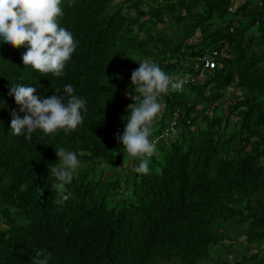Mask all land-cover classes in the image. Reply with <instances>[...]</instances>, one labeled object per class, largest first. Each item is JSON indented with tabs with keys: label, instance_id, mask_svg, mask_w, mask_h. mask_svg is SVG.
Here are the masks:
<instances>
[{
	"label": "trees",
	"instance_id": "1",
	"mask_svg": "<svg viewBox=\"0 0 264 264\" xmlns=\"http://www.w3.org/2000/svg\"><path fill=\"white\" fill-rule=\"evenodd\" d=\"M60 7L57 23L76 42L63 76L25 66L29 46L0 40L7 105L0 108V264L45 257L47 264H264V0H61ZM212 51L219 57L204 80L157 97L150 142L177 111L179 132L159 142L148 174L135 172L141 157L115 138L128 105L142 99L132 72L147 61L180 75ZM11 84L37 88L42 99L72 85L87 101L83 122L50 134L37 129L30 140L12 135L10 112L24 113ZM61 147L80 161L63 204L49 173Z\"/></svg>",
	"mask_w": 264,
	"mask_h": 264
},
{
	"label": "clouds",
	"instance_id": "2",
	"mask_svg": "<svg viewBox=\"0 0 264 264\" xmlns=\"http://www.w3.org/2000/svg\"><path fill=\"white\" fill-rule=\"evenodd\" d=\"M60 5L61 0H0V40L17 49L27 44L28 50L22 55L23 64L41 73H54L57 77L64 75L65 64L71 59L76 47L72 33L57 23V17L62 15ZM131 84L142 99L138 105H128V115L121 117L127 121L125 129L122 135L116 133L115 138L128 154L141 157L134 171L148 174L147 160L158 147L152 141L159 135L151 142L149 140L151 124L161 111L157 97L167 93L169 87L173 91L181 90L184 81H173L158 65L145 61L139 63V67L132 72ZM63 91L64 95H59L60 89H56L54 95L42 99L35 95L37 88L11 84L9 95L14 96L19 112L24 113L21 118L16 110L10 112L11 134H25L30 140L37 129L46 134L55 133L58 129H76L83 122L81 110L87 111V101L74 95L70 84L65 85ZM130 98L133 101L136 99L133 96ZM6 106L5 101H0V108ZM55 152L60 163L49 168V173L58 182L51 184V188L58 192L59 203L63 204L71 198V193L64 194L65 185L71 182L80 161L76 153L62 147L55 149ZM42 255L37 253L38 257ZM36 264H47V257L37 259Z\"/></svg>",
	"mask_w": 264,
	"mask_h": 264
},
{
	"label": "built area",
	"instance_id": "3",
	"mask_svg": "<svg viewBox=\"0 0 264 264\" xmlns=\"http://www.w3.org/2000/svg\"><path fill=\"white\" fill-rule=\"evenodd\" d=\"M255 1L258 2L259 5L262 3V0H255ZM228 11L232 13L233 7L232 6L229 7ZM218 57H219V53L217 51H212L203 54L202 56L197 58V63L193 65L192 69L190 70L188 69L180 75L169 76V77H171L173 81L183 80L184 86H186L187 84H195L197 82H200L204 80L215 69L216 63L214 60H216ZM169 89L171 88L169 87ZM179 116L180 113L178 111L174 113L171 122L167 125V127L163 130V132L152 141V143H154L156 147L161 140L172 138L178 135L179 132L178 126L180 124ZM144 158H149V157L144 156Z\"/></svg>",
	"mask_w": 264,
	"mask_h": 264
},
{
	"label": "rangeland",
	"instance_id": "4",
	"mask_svg": "<svg viewBox=\"0 0 264 264\" xmlns=\"http://www.w3.org/2000/svg\"><path fill=\"white\" fill-rule=\"evenodd\" d=\"M234 94H237V91H235ZM211 109H212V107H210V111H211ZM147 161H148V163H149L150 160H147ZM130 162H131V161H130ZM131 166H132L131 163H128V164H121V165H119V166H117V167L115 168V172H119L121 169H125V168H127V167H128V168H131ZM238 243H239V244H244V241H243L241 238H239V239H238ZM261 248H264V244H263V246H262ZM250 250H251L250 253H254V252H255V250H253L252 248H251ZM220 252H222V251H220ZM263 252H264V250H263ZM222 253H224V252H222ZM224 254H225L224 257H227V256H228V260H229L230 262L233 261V258L230 257V255L226 254V252H225ZM237 254H238V253L235 252L234 256L237 255ZM218 256H221V254H220V255L218 254ZM214 258H216V256H214ZM230 258H231V259H230Z\"/></svg>",
	"mask_w": 264,
	"mask_h": 264
}]
</instances>
